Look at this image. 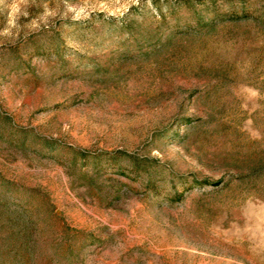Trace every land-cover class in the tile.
<instances>
[{
  "label": "rangeland",
  "instance_id": "1",
  "mask_svg": "<svg viewBox=\"0 0 264 264\" xmlns=\"http://www.w3.org/2000/svg\"><path fill=\"white\" fill-rule=\"evenodd\" d=\"M211 3L0 0V264H264V0Z\"/></svg>",
  "mask_w": 264,
  "mask_h": 264
},
{
  "label": "trees",
  "instance_id": "2",
  "mask_svg": "<svg viewBox=\"0 0 264 264\" xmlns=\"http://www.w3.org/2000/svg\"><path fill=\"white\" fill-rule=\"evenodd\" d=\"M210 1L212 2L211 4H214L213 0H210ZM213 18L214 19L217 18V14L216 13L213 15ZM214 19H212V18L208 19L207 24H206L207 28H211L212 27Z\"/></svg>",
  "mask_w": 264,
  "mask_h": 264
}]
</instances>
